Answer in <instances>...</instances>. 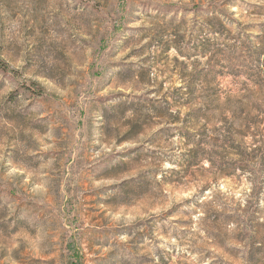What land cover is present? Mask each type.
Segmentation results:
<instances>
[{"label": "rangeland", "instance_id": "rangeland-1", "mask_svg": "<svg viewBox=\"0 0 264 264\" xmlns=\"http://www.w3.org/2000/svg\"><path fill=\"white\" fill-rule=\"evenodd\" d=\"M264 0H0V264H264Z\"/></svg>", "mask_w": 264, "mask_h": 264}, {"label": "trees", "instance_id": "trees-1", "mask_svg": "<svg viewBox=\"0 0 264 264\" xmlns=\"http://www.w3.org/2000/svg\"><path fill=\"white\" fill-rule=\"evenodd\" d=\"M264 124V123H263Z\"/></svg>", "mask_w": 264, "mask_h": 264}]
</instances>
